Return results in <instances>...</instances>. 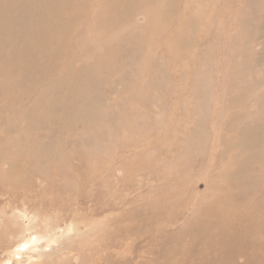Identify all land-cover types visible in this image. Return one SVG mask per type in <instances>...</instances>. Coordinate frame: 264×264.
I'll return each instance as SVG.
<instances>
[{"label": "rangeland", "instance_id": "1", "mask_svg": "<svg viewBox=\"0 0 264 264\" xmlns=\"http://www.w3.org/2000/svg\"><path fill=\"white\" fill-rule=\"evenodd\" d=\"M0 264H264V0H0Z\"/></svg>", "mask_w": 264, "mask_h": 264}, {"label": "bare ground", "instance_id": "2", "mask_svg": "<svg viewBox=\"0 0 264 264\" xmlns=\"http://www.w3.org/2000/svg\"><path fill=\"white\" fill-rule=\"evenodd\" d=\"M246 217H247V219H251V218L253 219V218H256L254 214L247 215ZM254 221H255V220H254Z\"/></svg>", "mask_w": 264, "mask_h": 264}]
</instances>
